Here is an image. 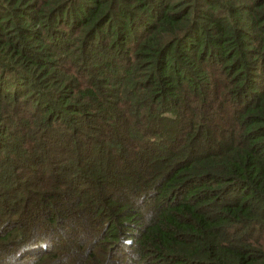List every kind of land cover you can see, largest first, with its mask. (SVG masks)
I'll return each mask as SVG.
<instances>
[{"label":"trees","instance_id":"obj_1","mask_svg":"<svg viewBox=\"0 0 264 264\" xmlns=\"http://www.w3.org/2000/svg\"><path fill=\"white\" fill-rule=\"evenodd\" d=\"M0 264H264V0H0Z\"/></svg>","mask_w":264,"mask_h":264}]
</instances>
